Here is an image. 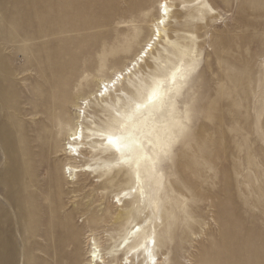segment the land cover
Masks as SVG:
<instances>
[{"label":"rangeland","instance_id":"1","mask_svg":"<svg viewBox=\"0 0 264 264\" xmlns=\"http://www.w3.org/2000/svg\"><path fill=\"white\" fill-rule=\"evenodd\" d=\"M165 1L153 55L178 78L160 85L166 103L149 125L174 148L148 164L143 195L122 206L127 167L100 159L107 149L95 140L77 160L64 147L83 98H95L84 123L92 131L123 105L120 93L151 83L150 56L119 92L96 94L145 44L162 0H0V264H145L150 247L157 264H264V0ZM105 53L107 66L75 77ZM57 104L67 112L59 125Z\"/></svg>","mask_w":264,"mask_h":264},{"label":"snow or ice","instance_id":"2","mask_svg":"<svg viewBox=\"0 0 264 264\" xmlns=\"http://www.w3.org/2000/svg\"><path fill=\"white\" fill-rule=\"evenodd\" d=\"M164 11L163 15L166 17L168 9L162 5ZM165 24L164 19H157L156 24L153 25V30L148 34V38L145 44L141 45L140 49L134 56V61L129 65L113 70V77H109L108 80L99 84L96 89V94L100 97H105V94L110 91L119 92L116 85L124 80L125 74L129 76L138 68H142L148 62V58L151 56L155 63V68L148 73L151 79V83L147 85L144 91L140 94H132L124 96L120 93L121 99L124 101L123 105L120 101L116 102V106H112L107 115L101 120L100 127H92L89 138L92 136H98L100 138L102 146L114 150L115 154H118L117 164L126 165V171L129 177L128 191L123 192L122 195L127 197L129 193L139 192L143 195L141 167L142 164L151 163L153 168L163 158L166 159L172 154L174 148V142L169 141L167 143H161L159 139H153L154 129L149 125V119L151 112L156 104L161 106L165 105L164 94L161 92L160 85L171 79L173 83L176 80L175 72H172L169 68L164 66L162 60L156 59L153 55L157 48L156 41L161 38L160 26ZM156 45V47H154ZM176 56H181L180 52L174 53ZM187 54V53H184ZM181 62H183L181 60ZM198 67V60L196 58L191 59L189 64V72L194 73ZM95 98L89 96L82 100V105L87 108L90 102ZM106 107H109L106 105ZM83 116L84 113L82 112ZM181 132L187 131L186 124H179ZM178 138V137H177ZM83 139V125L71 134V141L75 142ZM146 145L152 151L149 154L146 151ZM68 148L71 151H75L71 143L68 144ZM121 197L117 196L116 200L119 203ZM139 231V229H134ZM131 234V233H130ZM127 243V241H125ZM147 243H155L152 239ZM96 251L92 252V257L95 258ZM127 264V262H125ZM153 264L155 262L153 261Z\"/></svg>","mask_w":264,"mask_h":264},{"label":"bare ground","instance_id":"3","mask_svg":"<svg viewBox=\"0 0 264 264\" xmlns=\"http://www.w3.org/2000/svg\"><path fill=\"white\" fill-rule=\"evenodd\" d=\"M161 4L162 5H164V6H168L167 5V1H165V0H162V2H161ZM160 9L162 10L163 9V7L161 6L160 7ZM163 11H164V9H163ZM163 11H160V16H159V18L158 19H164L165 20V24L164 25H162L163 27H166V25H167V22H168V18H169V14H167V16L165 17L164 15H163ZM156 24V21L153 23V25H155ZM160 29H161V27H160ZM161 34H162V30H161ZM157 42V41H156ZM111 55V54H110ZM109 54L108 53H105V54H102V55H98L97 57H94V58H87L85 61L83 60V62H81L79 65H81V69H80V67L78 68V69H80V70H78V72L75 74V77L76 78H78V77H81V76H86V77H89L90 75H93L94 73H96V72H98L99 70H102L105 66H107L109 63H110V61L111 60H109ZM114 58V57H113ZM134 61V58H132L131 60H130V62L129 63H127L126 65H129L131 62H133ZM125 65V66H126ZM72 66V65H71ZM75 68V67H74ZM58 69V68H57ZM72 69V68H71ZM76 69V68H75ZM119 68H117V69H115V70H118ZM60 70V69H59ZM73 70V69H72ZM176 74V81H177V73H175ZM111 75H113V71L111 72ZM125 75H128L127 73L125 74ZM72 77V76H71ZM70 77V78H71ZM111 77H113V76H111ZM75 78V79H76ZM72 79V78H71ZM70 79V80H71ZM109 78H103V79H101L99 82H100V84L101 83H103L104 81H106V80H108ZM68 80V79H67ZM72 81H73V79H72ZM83 81V80H82ZM70 82V81H69ZM67 83V82H66ZM119 84H121V83H119ZM119 84H117V85H119ZM71 85V84H70ZM116 85V86H117ZM64 87V86H63ZM110 92H111V89H110V91L108 92V93H106L105 94V96H108L109 94H110ZM161 92L164 94V99H165V93H164V91H163V89L161 88ZM86 98H88V97H86ZM86 98H83V99H86ZM82 99V100H83ZM64 101V100H63ZM58 102V101H57ZM59 103V102H58ZM65 103H67V102H65ZM75 104V103H74ZM64 105L65 104H60V105H56L57 107H59L61 110L60 111H58V112H56L55 113V118L56 119H52V123L53 124H55V125H59L60 123H62L63 121H64V123H65V121H66V119H67V112L66 111H64V110H66V108H64ZM68 105V104H67ZM55 106V107H56ZM67 107V106H66ZM76 107H81L82 109H83V111H80L79 112V114H78V118H77V124H76V126H75V129L74 130H72V131H70L69 133H68V136H67V138H66V140H67V142H66V146L64 147V151H66L70 156H71V159H74V160H77V158L78 157H81V154L82 153H84V150L87 148V143H89L91 140H95V143H98V142H101L100 141V138L98 137V136H92L91 138H89V136H90V132L91 131H88V130H86V127L84 126V123L86 122V120H87V114H86V108H84V106L82 105V101H80L77 105H76ZM161 107V105L159 104V103H157L156 104V106H155V108L154 109H152V110H150V112L152 113V111L153 110H155V109H159ZM84 113V115L82 116L81 115V113ZM63 120V121H62ZM61 121V122H60ZM81 125H83V139L82 140H78V141H75V142H73V141H71V134L74 132V131H76L77 129H79L80 127H81ZM69 143H71L72 145H73V148H75V151H71V150H69V148H68V144ZM99 144V143H98ZM100 146H102V144L100 143ZM102 147H105L106 149H107V151H103L102 149H98V150H96V154H98L99 156H100V159H105L106 158V156H105V152L107 153V163H113L112 164V166H110L111 168H113V167H117V166H123V167H127L126 165H118V164H115V163H117V158H118V154H115L114 153V150H111V149H109V148H107L106 146H102ZM150 163V162H149ZM149 163H146V164H142V167H141V173L142 172H144L145 170H147V168H148V164ZM102 167L100 166V165H98V166H96V167H93V166H91V165H88V166H85V167H80V165H75V164H72L68 169L69 170H71V172H78V171H82V170H84V171H91V170H95V169H101ZM123 193V192H122ZM122 193H120V194H118V195H116L115 196V199H116V197L117 196H120L121 197V199H120V202H119V205H122L123 206V204H124V202H123V195H122ZM141 231V229H139V231H135V232H137L136 233V237H137V235L139 234V232ZM126 241H127V243H126V246H128L129 244H130V237H126ZM154 246V245H153ZM93 251H96V256H95V258H93L92 256V260L94 261H96V262H99V263H101V262H103L104 261V259H103V257L100 255V253H97V252H100L101 251V249L100 248H98V246H95L94 247V249H93ZM92 251V252H93ZM151 251V252H150ZM148 253H146V254H148L147 255V258H146V260H145V264H153V261L155 262V264H157L158 263V258L155 256V254L153 253V248H148V251H147Z\"/></svg>","mask_w":264,"mask_h":264}]
</instances>
